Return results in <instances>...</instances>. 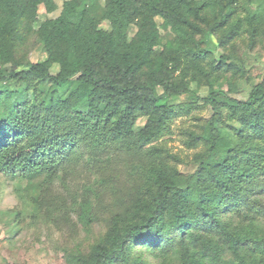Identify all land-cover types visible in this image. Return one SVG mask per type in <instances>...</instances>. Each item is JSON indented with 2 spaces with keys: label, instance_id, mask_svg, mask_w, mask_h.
I'll return each mask as SVG.
<instances>
[{
  "label": "trees",
  "instance_id": "obj_1",
  "mask_svg": "<svg viewBox=\"0 0 264 264\" xmlns=\"http://www.w3.org/2000/svg\"><path fill=\"white\" fill-rule=\"evenodd\" d=\"M240 1L66 0L35 30L55 0H0V169L26 181L22 202L53 224L104 220L88 251L67 252L72 264H264V78L224 49L243 20L249 44L257 40L264 0L244 19ZM34 34L46 54L38 62ZM243 79L252 90L239 99ZM184 95V112L199 100L213 110L186 133L204 148L190 173L158 144L175 114L161 98ZM80 167L101 173V191L71 189Z\"/></svg>",
  "mask_w": 264,
  "mask_h": 264
},
{
  "label": "rangeland",
  "instance_id": "obj_2",
  "mask_svg": "<svg viewBox=\"0 0 264 264\" xmlns=\"http://www.w3.org/2000/svg\"><path fill=\"white\" fill-rule=\"evenodd\" d=\"M66 0H55L58 8L48 13L44 6L40 7L41 20L34 25L37 30L41 21L47 18L57 17ZM262 1V0H261ZM261 5L260 0H241L238 3L236 17L244 19L250 11H256ZM241 25V23H240ZM109 28L108 23L103 25ZM249 23L247 20L242 21L241 34L231 40L224 49L226 52L230 50L236 53V62L241 63L247 70L254 81L258 82L264 78V23L260 29V35L257 40L251 45L249 44ZM241 28V27H240ZM163 36L167 37V32L163 27H160ZM214 35L212 40L217 41V36ZM166 42V38L164 43ZM30 60L38 62L46 57L39 39L34 34L30 38ZM216 53L221 55V51L216 46ZM10 68V66H7ZM55 72V69L53 70ZM231 72H227L229 76ZM51 82L46 81L42 88L49 86ZM13 88L22 89L23 85L13 82ZM238 90L232 96L245 99L249 96L252 86L243 79L238 83ZM191 89L205 96L209 93V87L193 83ZM33 99V95H31ZM191 99L187 95L180 97L163 96L161 101L166 103L169 108L175 111L171 118L170 129L165 133L164 138L158 142L159 145L165 146L171 154L181 157L185 162L178 163V167L184 173H190L195 170L194 164H190L195 154L204 148L190 147L188 142L187 131L196 130L197 125L211 118L213 110L211 106L205 104L203 100H199L197 105L193 106L190 112H184L183 107L187 106ZM226 112V111H225ZM145 117L139 118L135 124V130L139 131L145 127ZM86 149V147H85ZM191 161V162H190ZM84 171L78 176L69 178V183L74 188L77 184L81 186L86 184L89 189L95 188L101 191V173L95 168L92 170L80 167ZM117 172V169H110ZM110 175H114L110 173ZM19 177L14 173L0 169V264H72L66 257L67 252L71 251H88L89 247L101 236L105 229L103 219L91 224L89 229L80 224L76 217L73 216L69 222H61L53 224L46 220L43 216L36 214L29 206H25L22 199L17 193L16 188H21L26 185V181L19 183ZM124 177L115 181L116 185L121 186ZM58 189L65 191L64 187ZM113 185V181L110 182ZM80 191V189H79ZM104 201L106 206H110L109 194L104 193ZM21 210V212H20ZM108 211H102L101 217H106ZM109 214V213H108ZM18 229V231L16 230ZM17 231V232H15Z\"/></svg>",
  "mask_w": 264,
  "mask_h": 264
}]
</instances>
